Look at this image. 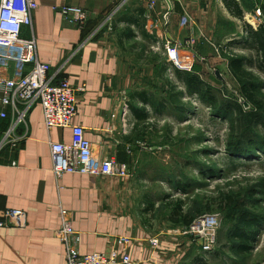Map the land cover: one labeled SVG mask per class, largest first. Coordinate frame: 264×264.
Returning a JSON list of instances; mask_svg holds the SVG:
<instances>
[{"label":"crops","instance_id":"0c3cea01","mask_svg":"<svg viewBox=\"0 0 264 264\" xmlns=\"http://www.w3.org/2000/svg\"><path fill=\"white\" fill-rule=\"evenodd\" d=\"M33 1L38 8L32 14V26L22 29V38L33 37L36 59L48 65L52 73L61 70L73 86L85 85V92L78 96L74 125L83 128L98 162L112 159L131 176L54 177L49 144H69L71 132L47 131L42 109L33 107L25 126L17 130V147L0 149V212L21 210L26 215L25 229L0 228V264H66L63 245L54 234L62 210L70 214L72 226L80 234L81 255L108 253L115 237H126L131 244L116 250L125 253L132 264H210L218 255L202 253L198 245L183 236L179 229L182 225L151 219L164 204L165 196L140 197L136 188L141 180L137 179L138 171L144 173L148 161L166 151L165 141L163 146L159 141L160 129L147 123L150 111L146 109L151 108L135 99L136 93L147 92L140 87L143 75L136 77V73L140 75L136 68L149 65L151 72L159 74L169 63L164 52L156 49L157 41L189 37L198 39L197 46L193 52L178 56L174 70L194 73L193 66L199 61L207 67L205 58L218 59L213 53L209 57L202 54L214 49L211 39L228 38L231 30L223 22L238 19L229 14L222 0H170L166 20L165 0ZM236 2L242 12H255L264 6L263 0ZM62 6L87 12L85 27L77 29L66 24L54 10ZM129 19L138 21L137 25L129 24ZM127 29L133 38L125 37ZM135 55L140 58L138 62ZM144 56L147 60L142 62ZM8 66L12 77L23 76L31 69L27 62L18 65L10 61ZM145 78L151 80L152 73ZM142 116L146 119L140 120ZM11 120L0 119V142ZM151 136L159 143H149ZM146 176L142 181L150 180ZM152 240L157 244L152 245Z\"/></svg>","mask_w":264,"mask_h":264},{"label":"rangeland","instance_id":"374dc122","mask_svg":"<svg viewBox=\"0 0 264 264\" xmlns=\"http://www.w3.org/2000/svg\"><path fill=\"white\" fill-rule=\"evenodd\" d=\"M261 8L255 10L262 13L264 6ZM251 13L250 10L243 12L242 21L229 19L223 22L231 30V35L225 40L211 39L215 47L228 48L226 53L209 49L202 54L209 57L213 53L218 59L205 58L207 67L199 61L193 66L194 70L190 69L208 85L209 97L189 94L169 66L162 67L159 74L154 70L151 72L149 65L136 68L140 73H136V77L143 75L140 87L152 93L157 100L165 99L160 110L147 108L146 111H150L147 123L161 131V146L163 141L166 143V151H160L158 158L152 157L143 168L144 173L138 171L137 179L141 180L136 182V188L140 197L151 194L155 199H161L168 195L171 201H181L192 222L203 215L219 216L217 241L211 251L212 255L218 256L210 264H264V229L257 237L251 254L246 257L236 255L232 250L235 241L229 239L227 232L237 223L238 214L223 203L229 195L242 209L264 219V125L248 123L245 114L254 112V107L246 103L228 66L229 60L234 58L250 62V66L244 69L248 73L247 80L258 86L256 99L263 107L258 113L264 123V71L259 68L254 47L249 48L245 44L243 32V24L251 27L248 23ZM257 31L260 37L264 36L263 28ZM134 57L137 62L140 60L137 55ZM146 60L144 56L141 61ZM215 71L220 73V77L215 75ZM150 73L151 80L145 78ZM210 97L215 100L214 106L209 105ZM149 143L159 142L151 136ZM146 175L150 180L142 181L148 177ZM163 205L160 204L151 216L155 223H170ZM179 229L189 242L198 245L184 234L183 227Z\"/></svg>","mask_w":264,"mask_h":264},{"label":"built area","instance_id":"2783aa9c","mask_svg":"<svg viewBox=\"0 0 264 264\" xmlns=\"http://www.w3.org/2000/svg\"><path fill=\"white\" fill-rule=\"evenodd\" d=\"M167 9L163 20L171 10L170 0H165ZM38 5L33 0H0V119L12 118L8 129L0 142V149L9 146L14 150L20 139L17 130L25 126L28 114L35 106H40L43 124L47 131L53 129L69 130V144H49L52 160V173L58 178L64 174L86 175L92 179L106 176L126 179L130 173L116 161L108 159L98 162L93 155L92 144L85 138L84 130L74 125L77 115L78 96L85 92V85L73 86L61 70L52 73L48 65L40 63L35 55V42L22 38V29L32 26V14ZM66 24L83 29L88 21V13L80 8L62 6L57 9ZM252 22L248 21L254 31L264 29V12L255 10L251 13ZM198 39L189 37L185 40L163 38L157 41L156 49H161L172 70L177 69L178 56L193 52ZM226 48V46H225ZM224 47H215L214 52L226 53ZM27 52L26 57L23 53ZM10 61L18 65L29 63L30 71L20 77L9 76ZM26 227V215L21 210L0 212V228L23 230ZM220 227L218 215H203L185 228V235L196 242L202 253L208 254L216 245L217 232ZM64 248L66 264H132L125 253H119L118 246L126 247L132 240L115 237L108 253L81 255L79 252L80 234L74 230L72 220L66 211L60 212V225L54 232ZM152 245L157 240L151 241Z\"/></svg>","mask_w":264,"mask_h":264},{"label":"trees","instance_id":"16d2710c","mask_svg":"<svg viewBox=\"0 0 264 264\" xmlns=\"http://www.w3.org/2000/svg\"><path fill=\"white\" fill-rule=\"evenodd\" d=\"M222 2L232 17L242 21L243 12L238 6L236 0H222ZM129 22V24L133 23L135 25L138 23V21H132L130 19ZM243 30L246 35L245 44L249 48L254 47L253 49H255V53L258 58L259 68L264 71V36L260 37L258 31L252 30L251 27L246 24H243ZM125 32L126 38L131 39L134 37L130 29L125 30ZM247 65L250 66V62H247L242 58L231 59L229 60L228 64L230 73L239 84L241 95L244 97L246 103L254 107V112L245 114V117L248 118V123H254L255 126H263L264 123L258 113L263 107L256 99L258 86L247 80L248 73H246L244 69ZM172 71L176 79L184 85L189 94L197 95L201 98L209 97L210 88L200 79L197 74L179 72L176 70ZM135 99L139 100L142 106L149 107L152 110H160L163 108L165 100L164 98L157 100L153 97V95L148 94L147 92L136 93ZM208 100L210 106L215 105V100L213 98L210 97ZM239 112L240 114L242 113L241 110H239ZM143 119H146V117L142 116L140 118V120ZM162 202H164L163 206L168 211V218L172 224H180L183 227H189L191 225L192 218L183 210L184 205L181 201H171L170 197L165 195ZM223 203L226 204L227 207H231L238 214L237 223L227 232L229 239L231 241H235L232 245V250L236 255L246 257L255 249L257 237L260 235L261 230L264 229V219L262 217H258L255 214L247 212L246 209H242L239 203H236L234 198L229 195L224 198ZM150 205V208L153 209V204ZM211 253L212 252L208 254ZM195 264L203 263L196 262Z\"/></svg>","mask_w":264,"mask_h":264},{"label":"water","instance_id":"95a60500","mask_svg":"<svg viewBox=\"0 0 264 264\" xmlns=\"http://www.w3.org/2000/svg\"><path fill=\"white\" fill-rule=\"evenodd\" d=\"M215 75L217 76V77H220V75H219V72L218 71H215ZM245 106H247V104H244Z\"/></svg>","mask_w":264,"mask_h":264},{"label":"bare ground","instance_id":"6f19581e","mask_svg":"<svg viewBox=\"0 0 264 264\" xmlns=\"http://www.w3.org/2000/svg\"><path fill=\"white\" fill-rule=\"evenodd\" d=\"M249 21L252 22L253 20H251V18H249Z\"/></svg>","mask_w":264,"mask_h":264}]
</instances>
